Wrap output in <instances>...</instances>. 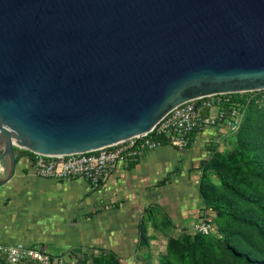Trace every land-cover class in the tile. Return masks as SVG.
I'll list each match as a JSON object with an SVG mask.
<instances>
[{
	"label": "water",
	"instance_id": "water-1",
	"mask_svg": "<svg viewBox=\"0 0 264 264\" xmlns=\"http://www.w3.org/2000/svg\"><path fill=\"white\" fill-rule=\"evenodd\" d=\"M264 90V0H0V185L17 149L87 153Z\"/></svg>",
	"mask_w": 264,
	"mask_h": 264
},
{
	"label": "rangeland",
	"instance_id": "rangeland-1",
	"mask_svg": "<svg viewBox=\"0 0 264 264\" xmlns=\"http://www.w3.org/2000/svg\"><path fill=\"white\" fill-rule=\"evenodd\" d=\"M221 98L235 108L237 126L220 128L198 153L181 157L162 183L134 186L141 224L126 235L133 241L106 233L98 245L54 252H62L60 264H244L242 257L264 264V180L257 177L264 169V90ZM158 188L165 190L161 206L145 198Z\"/></svg>",
	"mask_w": 264,
	"mask_h": 264
},
{
	"label": "crops",
	"instance_id": "crops-1",
	"mask_svg": "<svg viewBox=\"0 0 264 264\" xmlns=\"http://www.w3.org/2000/svg\"><path fill=\"white\" fill-rule=\"evenodd\" d=\"M200 139L185 155L184 151L165 146L160 150H165L164 159L163 153L157 150L129 168L118 166L99 190L83 181L37 177L33 174L32 156L23 154V150L17 152L14 179L5 186L0 185V244L41 245L54 252H65L88 241L98 245L106 233L116 235L119 242L133 241L126 235L131 236V227L141 224L132 202L139 198L134 186L165 181L181 157L200 151L204 145ZM5 173L6 164H3L0 176ZM161 189L156 194L145 195L150 204L161 206L158 194H165ZM110 202L116 204L110 206Z\"/></svg>",
	"mask_w": 264,
	"mask_h": 264
},
{
	"label": "built area",
	"instance_id": "built-area-1",
	"mask_svg": "<svg viewBox=\"0 0 264 264\" xmlns=\"http://www.w3.org/2000/svg\"><path fill=\"white\" fill-rule=\"evenodd\" d=\"M224 103L221 94L188 101L168 113L151 132L98 151L58 156L33 154V174L56 181H83L92 189L101 188L118 166L129 168L164 147L162 140L179 151H188L209 130L235 128L237 112ZM60 254L41 245L0 244V264H60Z\"/></svg>",
	"mask_w": 264,
	"mask_h": 264
},
{
	"label": "trees",
	"instance_id": "trees-1",
	"mask_svg": "<svg viewBox=\"0 0 264 264\" xmlns=\"http://www.w3.org/2000/svg\"><path fill=\"white\" fill-rule=\"evenodd\" d=\"M215 133H216V129L209 130V131H208L205 135H203L202 138L200 139V140H201V143L205 145L207 142L211 141L212 138H213V135H214ZM208 137H210V138L207 139ZM162 141H163V145H164V147H165V146H169L167 140H162ZM17 152H22V151L19 150V149H17ZM22 153L25 154V155H31V156H33V153H31V152H29V151H25V150H23ZM136 163H137V162L132 163V164L130 165V167H131L132 165L136 164ZM202 165H203V163H201V165H200V166H201L200 169L204 167V166H202ZM257 177H259L260 179L264 180V169L261 170V171L259 172V174L257 175ZM99 189H100V188L95 189V190H99ZM262 235H263V234H262ZM232 256H233L234 258H236V254H235V253H233ZM238 259H239V261L243 262L244 264H254L250 259H248V258H246V257H242V258H238Z\"/></svg>",
	"mask_w": 264,
	"mask_h": 264
},
{
	"label": "flooded vegetation",
	"instance_id": "flooded-vegetation-1",
	"mask_svg": "<svg viewBox=\"0 0 264 264\" xmlns=\"http://www.w3.org/2000/svg\"><path fill=\"white\" fill-rule=\"evenodd\" d=\"M135 228H137V229L139 228L140 229V227L138 225H135Z\"/></svg>",
	"mask_w": 264,
	"mask_h": 264
}]
</instances>
